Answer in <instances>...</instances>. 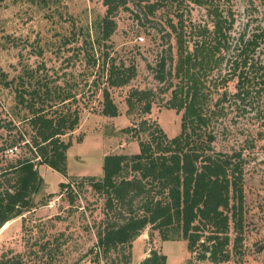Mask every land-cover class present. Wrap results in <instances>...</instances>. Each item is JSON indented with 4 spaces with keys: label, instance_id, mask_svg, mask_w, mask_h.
Wrapping results in <instances>:
<instances>
[{
    "label": "rangeland",
    "instance_id": "rangeland-1",
    "mask_svg": "<svg viewBox=\"0 0 264 264\" xmlns=\"http://www.w3.org/2000/svg\"><path fill=\"white\" fill-rule=\"evenodd\" d=\"M127 0L115 14L117 28L108 39L102 38L100 24L106 15L104 0H5L0 2V134L8 140L29 138L30 129L21 118L26 109L17 105L16 88L21 77L27 85L50 82L75 95L66 106L79 109L80 123L64 139L71 137L68 150L67 176L39 165L44 178L37 199L49 198L25 218H15L0 228V255L8 250L22 254L24 264H108L105 258L97 261L90 252L97 243V232L106 219L105 198L90 185L78 188L76 182L85 176L103 175L107 154L139 152L140 145L133 127L147 119L159 123L169 136L180 132L181 113L167 108L171 97L169 78L156 77L162 59L167 68L174 66L178 57L177 36L170 26L173 21L184 22L188 37L195 39L199 27L213 28L212 4L218 3L225 17L235 18L231 31V46L240 32L252 35L264 28V0ZM157 3L152 13L149 6ZM143 37V39H141ZM187 37V39H189ZM255 54L256 63L264 69V38ZM234 48V47H233ZM234 56V49L227 58ZM116 65H136L137 73L123 86H110L108 68ZM96 61V63H94ZM225 74L228 66L222 64ZM215 70L214 82H219ZM235 80L227 87L233 91ZM108 87L119 114L102 113L103 88ZM152 89L150 112H143L141 104L129 111L127 98L133 89ZM252 107L229 110L219 123L215 147L232 151L243 149L246 154L247 231L242 253L228 261L205 264H264V120L255 115L254 108L262 98H253ZM63 108V104H59ZM64 108H67V107ZM16 125V126H14ZM228 127V128H226ZM227 129V130H224ZM149 137V131L141 134ZM10 158L27 156L22 142L17 144ZM2 165V164H0ZM72 181L76 196L71 201L67 191H60L61 181ZM151 248L168 256L167 264H186L190 256L186 240L161 239L151 226L135 239L132 263L140 264ZM114 257V256H112Z\"/></svg>",
    "mask_w": 264,
    "mask_h": 264
},
{
    "label": "trees",
    "instance_id": "trees-1",
    "mask_svg": "<svg viewBox=\"0 0 264 264\" xmlns=\"http://www.w3.org/2000/svg\"><path fill=\"white\" fill-rule=\"evenodd\" d=\"M126 3L104 0L107 10L100 24L102 38L108 39L115 31V14ZM158 6L150 5V12ZM212 6L213 28L199 27L192 32L198 35L195 39L187 36L182 19L179 24L170 22L177 36L178 57L170 68L162 59L157 69V78H169L171 97L166 107L181 113L180 132L171 137L159 123L143 119L133 127L139 152L107 154L101 177L85 176L76 182L78 188L90 185L105 198L106 219L90 251L96 253L98 262L105 258L108 264H131L133 243L149 226L164 241H187L190 256L186 264L228 261L242 253L247 231V158L243 149H216L215 141L219 123L233 106L229 103L236 109L252 107V99L264 95L263 65L254 58L264 28L250 36L240 32L233 48L230 36L235 18L230 13L228 20L218 3ZM233 49L234 56L228 59ZM224 63L228 66L225 74ZM215 70L219 71V82L213 81ZM136 73L135 64L125 67L113 60L108 83L126 85ZM23 78L16 98L18 107L27 110L20 121L30 129V135L28 139L21 135L8 140L0 134V228L48 204L54 193L48 194L49 198L36 197L44 181L39 165L67 176L68 150L73 141L64 136H71L80 123L79 109L66 106L74 94L60 86L52 87L50 82L29 86ZM232 79L233 91L227 87ZM153 94L152 89H133L127 98L129 111L141 104L143 112H150ZM259 103L254 112L264 120V100ZM118 111L111 91L104 87L102 113L116 116ZM146 131L149 137L145 139L141 134ZM19 142L29 155L10 158L6 152L12 149L15 153ZM72 182L61 181L58 193L67 191L74 201L77 196ZM13 253L11 249L2 253L0 264H24L22 254ZM167 259L165 253L151 248L140 264H167Z\"/></svg>",
    "mask_w": 264,
    "mask_h": 264
},
{
    "label": "bare ground",
    "instance_id": "bare-ground-1",
    "mask_svg": "<svg viewBox=\"0 0 264 264\" xmlns=\"http://www.w3.org/2000/svg\"><path fill=\"white\" fill-rule=\"evenodd\" d=\"M10 222V221H9ZM7 226V223L2 227V229H4Z\"/></svg>",
    "mask_w": 264,
    "mask_h": 264
},
{
    "label": "built area",
    "instance_id": "built-area-1",
    "mask_svg": "<svg viewBox=\"0 0 264 264\" xmlns=\"http://www.w3.org/2000/svg\"><path fill=\"white\" fill-rule=\"evenodd\" d=\"M141 39H143V37H141ZM10 151L12 152L13 150L11 149Z\"/></svg>",
    "mask_w": 264,
    "mask_h": 264
}]
</instances>
